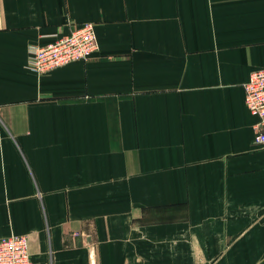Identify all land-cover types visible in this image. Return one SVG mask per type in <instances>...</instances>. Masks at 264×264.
<instances>
[{"label": "crops", "instance_id": "obj_1", "mask_svg": "<svg viewBox=\"0 0 264 264\" xmlns=\"http://www.w3.org/2000/svg\"><path fill=\"white\" fill-rule=\"evenodd\" d=\"M85 22L92 58L27 68ZM263 68L264 0H0V237L33 264H264Z\"/></svg>", "mask_w": 264, "mask_h": 264}, {"label": "built area", "instance_id": "obj_2", "mask_svg": "<svg viewBox=\"0 0 264 264\" xmlns=\"http://www.w3.org/2000/svg\"><path fill=\"white\" fill-rule=\"evenodd\" d=\"M98 50L96 24L85 22L67 33H53L45 44H29L27 68L41 75L75 61L88 60ZM244 89L245 105L256 118L254 140L264 147V68L251 73ZM0 264H33L28 234L0 237Z\"/></svg>", "mask_w": 264, "mask_h": 264}]
</instances>
